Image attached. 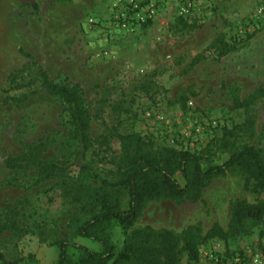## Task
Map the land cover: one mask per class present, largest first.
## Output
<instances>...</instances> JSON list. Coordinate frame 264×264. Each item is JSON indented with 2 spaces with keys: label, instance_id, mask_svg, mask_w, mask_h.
Listing matches in <instances>:
<instances>
[{
  "label": "rangeland",
  "instance_id": "1",
  "mask_svg": "<svg viewBox=\"0 0 264 264\" xmlns=\"http://www.w3.org/2000/svg\"><path fill=\"white\" fill-rule=\"evenodd\" d=\"M108 2L0 0V253L15 264H54L58 239L99 249L96 242L74 234L90 210H96L81 208L99 189L88 172L71 164L62 176L38 181L32 166H4L6 157L35 142L43 144L41 156L46 159L63 162L73 157L62 103L40 88L37 66L50 80L81 88L91 138L84 159L100 177L113 181L120 172L119 142L108 136L115 101L134 114L119 115V132L145 135L153 147L202 154L204 165L225 158L214 142L222 127L238 124L245 116L233 101L246 98L256 87L264 89V0H161L147 25L104 40L88 28L87 19L104 18ZM218 34L231 50L217 56L207 49L185 72L192 56ZM103 50L107 55L97 54ZM20 68L23 82L16 83L28 85L9 88L6 75ZM147 81L157 86L152 95L138 89ZM6 96L15 99L5 102ZM247 108L253 134L241 142L260 149L264 158V95ZM104 134L106 141H100ZM176 179L181 183L179 174ZM117 196L119 207L125 208L126 191L120 189ZM237 199L253 202L255 197L243 190L242 175L232 170L211 179L198 200L147 201L128 232L150 225L180 235L190 227L197 257L187 259L183 251L178 264H264V217L247 221L246 235L226 241L205 237L214 223L225 228ZM7 219L12 226L3 228ZM105 233L117 250L121 230L109 223ZM68 254L76 256L71 248Z\"/></svg>",
  "mask_w": 264,
  "mask_h": 264
},
{
  "label": "trees",
  "instance_id": "2",
  "mask_svg": "<svg viewBox=\"0 0 264 264\" xmlns=\"http://www.w3.org/2000/svg\"><path fill=\"white\" fill-rule=\"evenodd\" d=\"M151 20L143 23L138 29L147 25ZM212 49L217 56H222L231 50L223 36L218 34L200 52L192 56L185 72L194 64L203 59V51ZM26 55V54H25ZM28 56V55H26ZM23 68L10 71L6 75L9 88L16 89L23 82ZM37 78L40 88L47 94L57 97L62 103L66 114L68 135L74 142L73 157L59 162L41 156L43 144L35 142L27 145L17 156H9L3 160L4 166L22 167L32 166L36 172V179L46 180L62 176L71 164L78 167L79 172H88L99 184V189L91 195L88 204L81 205L82 210L88 206L96 208L89 212V216L79 223L74 234L96 242L99 249L92 250L65 239L54 242L57 257L54 264H178L181 252L184 251L187 259L197 257L196 242L190 227L184 229L180 235L167 228H154L144 225L139 228L131 227L143 205L152 199L190 201L198 200L202 189L213 178L228 171H238L242 175V188L255 197L253 202L237 199L230 206V216L225 228L214 223L206 231L205 237L226 241L229 238L246 235L249 232L247 221L259 222L264 217V158L260 149L241 142L243 138H250L253 134V120L247 106L258 97L264 95L262 87H256L246 98L234 100V107H242L245 113L242 121L229 128L222 127L221 136L214 145L220 152L226 154L218 163L207 162L202 164V154L177 149L172 146L153 147L152 142L145 135L137 132H119L121 124L120 114L134 116L128 106L121 101H115L112 109L116 115L108 129V136H114L119 142L120 154L117 168L120 169L117 178L108 180L100 175L84 159L91 148L89 136L90 115L87 109L83 92L76 83L54 82L46 72L37 66ZM144 94H153L157 86L150 81L138 86ZM8 89H4L7 91ZM151 91V93H149ZM33 91H29L32 93ZM25 97L22 94L21 99ZM150 97V96H149ZM14 100L15 98L4 97ZM100 141H106V134L101 135ZM240 139V140H239ZM179 174L181 183L176 179ZM126 191L127 201L125 208L119 207L117 192ZM7 219L2 227L9 225ZM116 224L121 230L123 239L116 250L105 233L107 225ZM68 248L75 251L76 256L71 258ZM264 254V249L261 248ZM0 264H15L5 259L0 253Z\"/></svg>",
  "mask_w": 264,
  "mask_h": 264
},
{
  "label": "built area",
  "instance_id": "3",
  "mask_svg": "<svg viewBox=\"0 0 264 264\" xmlns=\"http://www.w3.org/2000/svg\"><path fill=\"white\" fill-rule=\"evenodd\" d=\"M161 0H109L107 15L100 19H87L91 30L101 33L104 40L115 38L116 35L132 34L141 24L152 20L156 15ZM107 55L105 50L97 53ZM256 264V263H255Z\"/></svg>",
  "mask_w": 264,
  "mask_h": 264
}]
</instances>
